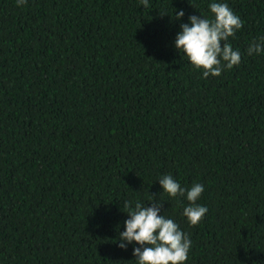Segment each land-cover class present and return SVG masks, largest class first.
I'll return each instance as SVG.
<instances>
[{
    "label": "trees",
    "instance_id": "obj_1",
    "mask_svg": "<svg viewBox=\"0 0 264 264\" xmlns=\"http://www.w3.org/2000/svg\"><path fill=\"white\" fill-rule=\"evenodd\" d=\"M212 2L244 22L241 63L204 78L175 38ZM261 36L264 0H0V264H137L124 202L153 197L185 264H264ZM166 174L204 186L197 225Z\"/></svg>",
    "mask_w": 264,
    "mask_h": 264
},
{
    "label": "clouds",
    "instance_id": "obj_2",
    "mask_svg": "<svg viewBox=\"0 0 264 264\" xmlns=\"http://www.w3.org/2000/svg\"><path fill=\"white\" fill-rule=\"evenodd\" d=\"M17 6H23L27 0H16ZM149 0H141L147 7ZM211 17L191 15L188 23L180 25L181 31L175 38V47L183 53L196 70H201L204 78L218 77L225 69H232L241 63V53L234 50L228 42L243 27L241 18L227 3L209 4ZM185 15L183 10L175 11L174 19L180 20ZM264 52V36L249 43L248 56ZM162 192L169 197H186L189 202L184 207L183 215L190 225H197L205 216L207 207L197 203L204 186L194 183L184 188L171 174L159 178ZM125 201L124 211L129 217L124 221V231L118 235V247L126 250L129 244L137 264H185L191 249V240L179 225L171 218L161 215L163 202L155 199L151 206L136 201ZM119 227V226H118Z\"/></svg>",
    "mask_w": 264,
    "mask_h": 264
}]
</instances>
